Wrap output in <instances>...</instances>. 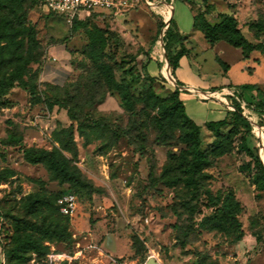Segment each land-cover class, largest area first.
<instances>
[{
  "label": "rangeland",
  "instance_id": "374dc122",
  "mask_svg": "<svg viewBox=\"0 0 264 264\" xmlns=\"http://www.w3.org/2000/svg\"><path fill=\"white\" fill-rule=\"evenodd\" d=\"M151 1L167 5L170 20L174 10L186 33L192 30L190 18L201 22L204 17L211 24L223 16L237 19L242 34L254 45L247 57L242 54L241 59L242 51L225 42L215 51L208 50L203 32L196 31L192 38L186 37L199 55L182 57L176 75L203 88L207 83L218 87L255 86L256 90L240 89L245 101L256 106L255 127H264V0ZM4 14L16 22L20 14H25L40 44L33 49L30 44L26 46L25 53L29 58L32 54L33 61L24 84L15 83L6 95L0 93V218L5 222L7 249H14L31 233L41 241L38 251L22 253V259L16 258L15 263L146 264L153 256L158 264H264V191H257L251 183L254 167L246 172L240 169L252 160L239 152L243 125L228 118L224 133L232 132L229 142L234 149L207 170L212 175L207 188L215 201L220 199L221 205L232 206L227 199L233 193L244 206L241 214L233 213L235 221L218 226L204 221L215 213L204 191L195 198L184 184L180 165L190 145L181 141L179 130H170L168 125L162 130L158 124L159 112L170 103L157 106L150 93L165 99L177 88L175 80L171 82L162 75L164 64L171 75L166 51L171 45L165 37L170 20L167 23L142 3L117 19L94 16L90 24L101 27L108 36L107 48L99 50L87 45L84 30L76 32L64 17L45 14L34 0H15L0 17ZM52 44H68L72 50L70 79L61 88L40 81L46 49ZM159 46L165 61L158 56ZM170 49L172 54L176 52L173 46ZM219 51L231 66L227 77L215 60ZM6 64L0 57V77L15 69ZM201 74L206 84L200 82ZM112 77L128 94L129 104L122 101ZM182 96L188 107L196 109L200 121L222 119L221 113L205 115L209 108L202 104L214 100L199 94ZM228 108L227 114L235 110ZM69 112L77 121L70 119ZM206 124H197L204 148L214 140ZM253 136L255 155L264 165V140L259 142ZM58 140L69 149L63 156L75 174L72 182L46 164L33 165L24 158V151L30 148H59ZM65 191L73 192L78 199L72 218L58 214L49 218L44 208L36 211L37 204L30 203V196L36 195L54 204L55 196ZM44 220L59 222L67 229L66 234L61 239L44 237ZM135 235L146 252L136 253L132 246Z\"/></svg>",
  "mask_w": 264,
  "mask_h": 264
},
{
  "label": "trees",
  "instance_id": "16d2710c",
  "mask_svg": "<svg viewBox=\"0 0 264 264\" xmlns=\"http://www.w3.org/2000/svg\"><path fill=\"white\" fill-rule=\"evenodd\" d=\"M15 0H0V13L2 10L8 9ZM35 4L41 7V2L39 0H34ZM13 15L16 13L13 12ZM50 15V14H47ZM52 15H56L53 14ZM58 16V15H57ZM94 16H104L103 14H92L89 18L80 20L75 19L73 25L71 26L74 31L84 30L87 36V45L92 49L98 48L99 50H105L108 45V36L106 32L96 25H91V19ZM18 22L10 18L7 15L0 17V57L1 61H6L9 67H15L14 70L4 73L0 77V93L1 95H6L8 91L12 88L15 83L24 84V77L28 75L29 64L33 61L25 53L27 44L32 45L33 48L39 47V42L36 38V30L34 26L30 23L25 14H20L18 16ZM194 29L203 32L206 41L214 46L220 41H224L230 46L240 49L244 57H247V52L254 49V45L249 42L239 29L238 21L233 16H223V18L214 24L208 22L204 17L201 22H197L194 19ZM166 40L170 43V47H166L168 53L169 63L172 70V75L175 76V72L179 67V61L182 57L189 54V50L185 46L186 37L183 36L174 18H171L170 25L165 33ZM4 43V45H2ZM176 48V52L172 54L171 47ZM28 53V52H27ZM9 55V56H6ZM217 62L226 70L229 69L228 64L224 63L220 58L217 57ZM41 71V68H40ZM163 73V71H162ZM164 74V73H163ZM162 74V75H163ZM40 75V73H39ZM165 76V75H164ZM111 82L115 85L122 94V101L127 105L129 104L128 94L123 93V87L120 86L118 82L112 77ZM68 83V82H67ZM66 83V84H67ZM65 84V85H66ZM45 86H53L61 88L60 86H54L49 83H44ZM64 85V86H65ZM63 87V86H62ZM244 90H256L253 85H242L240 87ZM216 91V90H213ZM182 91L177 87L174 88L165 99L160 96L150 93L149 97L155 100V105L164 107V103H170L166 108H162L157 116V121L162 130L165 125L169 126L170 130L177 129L182 132L181 141L183 143L190 145V152L184 155L182 158V163L180 169L182 171V176L184 179V184L187 188L191 189L193 197L198 198L202 192L208 197L211 207L215 208V213L212 216L205 217L204 221H213L216 225H221V222L235 221L233 213L236 212L237 215L243 212L244 206L241 204L235 195L228 194V201H232V206H227L225 203H221V200L215 201L211 195V191L207 188V183L212 180V175L207 172L211 167H213L216 160L223 159L228 156L233 151L232 144L229 142V138L232 132L224 133V128L229 125V117L233 118L236 125H243L244 133L241 137L239 152H245L252 160L244 167H240L241 172L250 171L252 167L255 169V173L251 178V183L256 187L257 191H264V165L261 163L260 159L255 155L252 140L254 138L252 133V126L250 123L242 116L240 106L234 99H230L231 107L235 110L227 114V118L219 121H212L206 124L207 129L213 133L214 140L207 147H203L201 143L200 133L201 127L197 125L187 114L186 107L182 99ZM259 107L262 103L258 104ZM53 106H50V110ZM72 121H77V118L68 113ZM254 121V119H253ZM80 132L83 131V126L80 123L78 126ZM127 136V132H124ZM60 147H54L52 150L35 149L30 148L24 151L25 160L33 165L46 164L52 172H58L60 177H62L67 182L74 181L75 174L69 170L67 162L63 156L64 151H68L67 145L62 141H57ZM131 144V143H130ZM67 193L75 195L71 191H65L54 198V204H47L39 196L31 195L30 203L37 204L36 211L42 208L48 213L49 218L58 214L60 217L69 219V217L63 216L58 207V200ZM76 196V195H75ZM48 219V218H47ZM36 225V224H33ZM42 225L47 228V231L42 235L47 238H62L67 229L61 228L59 222L44 220ZM5 222L2 221L1 235L4 241V253L6 257V264H22L21 262L15 263L16 258L22 259V253L26 254L29 252L38 251L37 245L41 244L40 240H35L33 234L26 239L19 240L18 244L14 249H7V242L4 235ZM215 226L214 228L218 227ZM32 232H36L34 229ZM38 233V232H36ZM238 241H241L239 239ZM132 246L136 253L146 252L147 248L142 242V240L137 236L132 238ZM8 258V263H7Z\"/></svg>",
  "mask_w": 264,
  "mask_h": 264
},
{
  "label": "built area",
  "instance_id": "2783aa9c",
  "mask_svg": "<svg viewBox=\"0 0 264 264\" xmlns=\"http://www.w3.org/2000/svg\"><path fill=\"white\" fill-rule=\"evenodd\" d=\"M41 2V8L45 14H56L65 18V21L69 25H73L75 19H86L92 14H103L111 18L117 19L125 16L130 10L137 8L141 3L149 7H152L156 2L151 0H39ZM168 23V22H167ZM168 28V24L167 27ZM165 28V29H166ZM204 95L205 99H209L215 96L226 97L225 104L227 107H231L230 99H234L240 106L242 116L252 126V133L257 137L259 142L264 140V127H255L253 122V116L256 106L248 104L243 98V92L240 88L229 86L221 89L217 93H200ZM229 99V100H227ZM258 124V121H256ZM59 211L63 216L72 218L78 208V199L71 193L64 194L58 200ZM153 256H150L152 258ZM59 258V256H58ZM60 259V258H59ZM51 263L53 262L50 258ZM56 260V259H55Z\"/></svg>",
  "mask_w": 264,
  "mask_h": 264
},
{
  "label": "crops",
  "instance_id": "0c3cea01",
  "mask_svg": "<svg viewBox=\"0 0 264 264\" xmlns=\"http://www.w3.org/2000/svg\"><path fill=\"white\" fill-rule=\"evenodd\" d=\"M154 2H156V1H154ZM155 4H159V3L156 2ZM155 4H154L155 7H157V8L166 7V9L170 12V8L167 5H165V4L164 5H155ZM172 9H173V4H172ZM172 15H173L172 18H174V20L177 23V26L179 28V31L183 36L186 37V34H187L188 37L192 38L191 36L194 35L196 31H198V30H195L193 27L194 26L193 18H190V19L188 18L191 21L190 25L192 27V30L189 29L190 33H186L187 32L186 29H184L182 27V24L175 18L174 10H173ZM188 37H186L185 46L189 50V54L186 55V57L192 58L195 55L198 56L199 54L196 53L195 48L190 46V43L187 40ZM223 42L224 41H220V42L216 43L214 46H211L208 43L209 46L207 47V49L208 50L211 49V50L215 51L216 49H218L219 45ZM46 50H47V60L41 66L40 81L42 83H49V84H52L54 86L62 87L69 81L70 74L72 72L71 65L69 64V60L72 58V50L68 44H52V45H49ZM199 53H203V51H200ZM240 53H241L240 57L242 59L243 58L242 52H240ZM222 56H223V54H221V51H219L216 54L215 60L217 61V57H218L224 63L228 64L223 59ZM189 66H191L190 63H189ZM228 66H229V69H228L227 73H225V72L223 73L224 77H227L230 70H231V66L229 64H228ZM201 68H202L201 65L197 66V69L200 72H202ZM171 75H172V70H171ZM173 78L176 81L178 86L184 87L187 89L185 91H182L183 92L182 95L185 93H188L191 96H193L194 94H200V93H213V92H217L221 89L227 88V87H222V86H219L220 87L219 88L218 85H214L212 83H207L208 87L207 86L204 88L199 87L197 85V83H195L194 81H185V79L181 78V77H179V78H181V79H179L176 75V72H175V76H173ZM200 82L201 83L207 82V79H204L202 74L200 75ZM213 90H216V91H213ZM182 99H184V98H182ZM209 100H214V101H210L209 103H203L202 104L204 107L208 106V108H209L208 111L206 110L205 115H207V113H208V116L213 114V113H221V114H223V117H222V119H223L224 116L227 115V111H229V108L227 107V105L225 104V101H224L226 99L225 98L223 99L221 96H215V97L210 98ZM216 101H218V103H216ZM210 103H215V106L214 105L211 106ZM184 105L186 107V112L189 115V117H191V119L194 122H196L197 124H205L208 122H212L209 119H208L209 121H207V122L200 121V119H198L196 117L197 112L194 111L196 109H194L193 106L188 107V104H186L185 102H184ZM190 108H192V111H190V113H188V109L190 110ZM221 109H224V110H221ZM222 111H225V113ZM204 112H205V110H204ZM222 119H219V120H222ZM219 120H217V121H219ZM1 229H2V220L0 218V264H6V257H5V253H4V241H3V236L1 235Z\"/></svg>",
  "mask_w": 264,
  "mask_h": 264
},
{
  "label": "bare ground",
  "instance_id": "6f19581e",
  "mask_svg": "<svg viewBox=\"0 0 264 264\" xmlns=\"http://www.w3.org/2000/svg\"><path fill=\"white\" fill-rule=\"evenodd\" d=\"M155 5H158V4H155ZM154 7V8H153ZM152 9L157 13V14H159V15H162L163 17H164V19H165V21L166 22H169V20H170V12L168 11V10H159V9H157V7H155V6H153L152 5ZM159 45V44H158ZM157 53H158V56H159V58H160V60L161 61H165V56L162 54V50H161V48H160V46H159V48L157 49ZM156 53V54H157ZM162 71L164 72V74H163V76L166 78V79H168L169 81H171L172 82V78H171V76H170V72H169V69H168V67H167V65L166 64H164L163 65V67H162ZM254 120H256V119H254Z\"/></svg>",
  "mask_w": 264,
  "mask_h": 264
},
{
  "label": "water",
  "instance_id": "95a60500",
  "mask_svg": "<svg viewBox=\"0 0 264 264\" xmlns=\"http://www.w3.org/2000/svg\"><path fill=\"white\" fill-rule=\"evenodd\" d=\"M171 76V75H170ZM171 78L174 80V78L171 76ZM176 86L181 90V91H185L187 90L184 87H180L176 84ZM146 264H158V262L154 259V258H149L148 261L146 262Z\"/></svg>",
  "mask_w": 264,
  "mask_h": 264
}]
</instances>
